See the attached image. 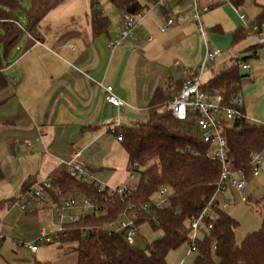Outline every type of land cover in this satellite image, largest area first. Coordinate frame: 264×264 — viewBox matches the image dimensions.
Listing matches in <instances>:
<instances>
[{
  "label": "crops",
  "instance_id": "crops-1",
  "mask_svg": "<svg viewBox=\"0 0 264 264\" xmlns=\"http://www.w3.org/2000/svg\"><path fill=\"white\" fill-rule=\"evenodd\" d=\"M138 1L144 6L141 26L135 39L121 47L109 49L107 43L122 28L123 11L111 3L116 11L105 6L102 11L96 0H89L82 11L61 9L41 19L35 35L19 26L22 35L10 48L0 43V242L11 239L23 245V239H31V243L43 230L37 209L41 205L31 203L22 210L19 202L30 186L63 171V163L73 153H78L79 167L96 181L121 185L123 173L128 171L127 156L112 129L145 120L154 93L176 94L182 69H196L207 50L217 48L222 54L206 63L202 84L238 55H252L248 49L256 44L233 52L247 36L233 44V32L243 29L239 18L243 14L238 10L241 0H207L212 6L209 11L217 12L201 16L203 36L196 32L191 0ZM94 2L108 20V26L97 35L90 25ZM258 14L259 10L252 21ZM178 15L182 20L160 31L168 18ZM225 52L232 56H224ZM253 58L264 61V46ZM249 59L245 62L250 66ZM104 87L112 88L124 102L123 109L105 102ZM240 94L243 114H252L251 100L264 94V82L242 79ZM37 138L40 142H35ZM54 198L50 192L48 200L54 203Z\"/></svg>",
  "mask_w": 264,
  "mask_h": 264
},
{
  "label": "trees",
  "instance_id": "trees-1",
  "mask_svg": "<svg viewBox=\"0 0 264 264\" xmlns=\"http://www.w3.org/2000/svg\"><path fill=\"white\" fill-rule=\"evenodd\" d=\"M64 0H32L33 7L26 13L27 33L35 35L43 16ZM116 8L130 14L143 12L138 0H108ZM92 3L90 25L94 35L108 26ZM259 14L253 23L264 22V0L257 4ZM16 0H0V43L12 47L23 30L13 11ZM212 8V6H211ZM246 36L244 29L233 32V44ZM261 46H251V57L237 58L221 68L201 90L208 97L221 95L223 103L231 107L240 95V83L246 75L240 74V61L255 57ZM172 95L156 91L143 121L116 127L113 131L127 156L128 172L138 173V181L129 195L110 196L75 175L60 171L50 178L54 190L67 193L77 189L82 195L95 199L105 210L100 214L80 217L67 224L53 243L71 246L76 255L75 264H167L166 256L183 244L191 247L190 222L197 218L214 195L220 178V164L208 156L209 145L199 139L188 123L175 120L164 110ZM243 114V111H242ZM244 115V114H243ZM222 137L227 149L231 171H241L251 177L250 155L264 148V124L245 117L231 125L222 126ZM3 178L0 170V180ZM169 191L167 204L151 205L161 189ZM54 196V195H53ZM59 203V199L54 198ZM148 204L147 211L142 206ZM214 217L207 233L194 241L193 264H264V215L257 230L247 234L239 243L234 232L237 221L227 211L212 205ZM123 213L134 214L135 224L148 225L161 235L143 248L130 247L119 234L108 235L104 227L115 222ZM52 243V244H53Z\"/></svg>",
  "mask_w": 264,
  "mask_h": 264
},
{
  "label": "built area",
  "instance_id": "built-area-1",
  "mask_svg": "<svg viewBox=\"0 0 264 264\" xmlns=\"http://www.w3.org/2000/svg\"><path fill=\"white\" fill-rule=\"evenodd\" d=\"M216 1L220 2V0ZM191 3L192 19L195 22L196 32L200 36H203L204 26L201 16L211 9V5L207 0H191ZM143 16V12L137 14L123 12L122 28L114 40L108 41V48L113 49L115 47H121L130 40L135 39L136 31L141 26ZM182 18V15L168 18L165 24L160 28V31H166L170 25L182 20ZM239 18L246 35L253 36L256 45L264 46V31L262 30V26L246 20L244 15H240ZM221 54L219 49L210 48L205 54L204 61L196 69L191 70L183 68L181 71L183 77L181 87L173 98L164 106V110L170 113L173 119L188 123L192 130L199 135V139H201L203 143L209 145L208 156L219 163L221 167L220 178L214 195L202 210L201 214L190 222L192 240L190 250L192 252L195 251L194 241L197 239V233H207L212 227L211 222H208L212 220L215 215L212 205L216 204L221 211H226L231 202V199L228 198L226 194L242 192L246 187V181L248 179L243 172L231 171L229 169L227 149L221 133L222 126L231 125L235 120L245 117V115L242 114V99L238 97L234 101V105L228 107L223 103L221 95L208 97L201 90V77L207 70L206 63L215 62ZM240 69L248 71L250 66L246 62H243L240 63ZM103 93L104 100L109 105L114 106L118 110L125 107L124 102L113 94L111 87H104ZM115 129L116 128H113L112 131ZM35 142H40L39 138L35 139ZM28 146L31 147L32 143L28 142ZM77 155L78 153H73L71 160L67 163H63L62 166L65 172L75 175L83 183L94 186L99 192L106 190L110 196L117 195L124 197L129 195L130 191L135 188V186L131 188L128 186L109 188L107 185L96 181L89 173L84 172L79 167L76 162ZM263 165L264 148L250 155L251 177H258L262 172ZM52 190L50 181L30 186L21 197L22 202H19L20 208L24 210L31 203L46 204L49 201L48 196ZM168 194L169 191L167 188H161L154 197L157 195L158 198L164 197L165 195L168 197ZM53 195L57 199L63 198V201L60 202L61 204L51 212L53 225L56 229L48 233L45 232V230H41L31 243L25 244L24 246L29 249L31 253H36L39 245L52 244L54 240H57L59 233L67 224L75 223L80 217L93 214L97 215L105 211L98 201L82 195L77 189L67 193L54 190ZM154 197L151 200V205L162 207L167 204V197L160 201L154 199ZM240 201L242 203H247L248 199L242 196ZM148 207L149 205L145 204L142 206V209L147 211ZM137 227L134 214L123 213L115 222L106 225L104 230L108 235H121L128 246L135 247L134 237L140 235Z\"/></svg>",
  "mask_w": 264,
  "mask_h": 264
},
{
  "label": "rangeland",
  "instance_id": "rangeland-1",
  "mask_svg": "<svg viewBox=\"0 0 264 264\" xmlns=\"http://www.w3.org/2000/svg\"><path fill=\"white\" fill-rule=\"evenodd\" d=\"M18 2V7L13 11L14 17L18 21V25L22 28L26 26V13L33 7L31 0H16ZM99 7L104 10L112 9L116 11L113 6H111L108 0H96ZM89 0H70L69 3L58 7L45 15L42 19H46L61 10L67 9L82 11L87 9ZM261 3V0H241V6L238 9L241 14L245 16V19L252 21L257 14L259 8L256 4ZM220 11V10H219ZM223 11V10H222ZM217 12L216 9H212L206 14ZM203 14V15H206ZM55 15V14H54ZM204 25V23H203ZM205 26V25H204ZM208 28V27H207ZM262 30L264 31V22L262 24ZM256 44L255 38L251 35H247L239 44L233 48V52H236L241 47H247ZM224 56H232L231 52H225ZM238 55L237 58H241ZM243 63V61H240ZM250 69L248 71H243L240 69V74H248L243 80H248L249 78H255L257 82H264V61L260 62L257 59H249ZM204 78V76H203ZM263 80V81H262ZM241 95V94H240ZM239 95V96H240ZM242 98H244L242 96ZM253 106L255 107L254 113H245V117L250 120H254L258 123L264 124V94L260 96H255L251 100ZM246 105L245 108H247ZM264 167V165H263ZM138 181V173L125 171L123 173L122 183L118 187L128 186L134 187ZM109 188H114L116 186H108ZM158 196V195H157ZM154 197V199L163 200L164 197ZM226 196L231 199L229 206L227 207V213L234 218L238 226L235 229L234 236L237 243H239L247 234H250L258 229L262 216L264 215V169L258 178H249L246 181V187L242 192H234L233 194L227 193ZM248 199L247 203L240 202L241 197ZM63 198H59V203H52L48 201V206L46 204L38 207V217L40 218L41 226L44 224L43 230L45 232H52L56 228L53 225L52 210L57 208ZM139 236L134 237L135 247L143 248L146 244L151 243L157 237L161 235L160 232H154L149 228L148 225H141L137 227ZM202 236L201 232L197 233V238ZM24 244L31 241V239H23ZM20 245L19 242H13L11 239H5V241L0 242V264H75L76 255L72 252L71 246L67 244L61 245L53 244H41L37 253L32 254L29 249L25 246ZM195 253L190 250L188 244H183L178 249L173 250L166 256L167 264H193V259Z\"/></svg>",
  "mask_w": 264,
  "mask_h": 264
}]
</instances>
